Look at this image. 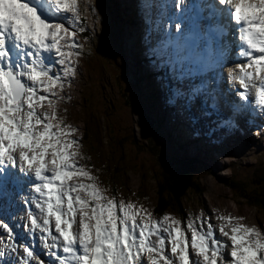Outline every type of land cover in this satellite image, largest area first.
Here are the masks:
<instances>
[{
	"label": "rangeland",
	"instance_id": "374dc122",
	"mask_svg": "<svg viewBox=\"0 0 264 264\" xmlns=\"http://www.w3.org/2000/svg\"><path fill=\"white\" fill-rule=\"evenodd\" d=\"M45 1L47 3V0ZM68 2L69 0H61L62 4ZM120 2L126 6L127 13L131 17L130 28L124 21H119L120 14H116L106 0H76V14L56 11L54 4L49 6L51 13L59 16L57 19L51 18L54 20L52 24H61L66 29L59 34L58 44L66 53V65L68 61L73 64L72 72L69 74L73 82L70 78L59 81L63 92H60V89L50 91L47 99L45 98L47 101L41 103L38 113L41 115V110L52 109L47 114L55 113L54 121L62 122L60 125L63 130L62 140L74 141L73 147L79 143V153L83 159L71 157L69 162H73V168L80 164V168L89 172L95 179L98 174V183L95 182L96 180L94 182L104 189L103 184L110 183L108 194L114 195L113 186L115 189L123 188L121 191L123 195L130 196L135 203L142 204L138 209L142 208L145 212L138 213V218L141 214H150L152 219L159 222L167 215L180 221L183 230L187 229L190 219L197 229L201 225L204 226L203 221H205L220 233L221 226H225V231L229 232V235L230 220L231 226L240 224L255 228L264 237V207L252 204L254 200L264 198V183L256 182L258 177L264 178L262 175L264 133L253 140L257 135L256 130L253 129L254 135L248 136L253 141L248 142L246 139L239 140L235 136H224L226 138L222 139L223 135L216 133L218 140L213 138L210 141L204 136L197 137L200 132L191 129L180 119V115L177 117L181 112L179 108L169 109L163 125L152 120L150 126L145 124L141 126V114L139 110H131L127 98L136 96V92L140 89L139 86L131 87L137 73L147 74L144 67H139L138 64L135 66V56L136 54L138 56L137 40L139 36L148 35H145L141 26L135 24L136 19L144 12V2L142 0H120ZM157 5L162 10V19L166 27L164 29L155 26L153 42L159 38L160 43H164L161 35H171L172 30L165 15L169 13L170 7L165 12L160 0ZM70 19L75 20L76 24H70L68 22ZM178 21L174 19L175 24ZM77 28L82 31H77ZM49 42L51 43L50 40ZM73 43L77 47H69ZM139 46L140 57H143L144 49L141 48V44ZM83 48L85 51L80 52ZM93 53L96 55L95 59ZM189 82L193 83L191 79ZM146 84L147 82L143 85L148 93L147 88H151ZM186 88L190 93L194 87L187 85ZM185 107L188 108L185 105L180 106L181 109ZM262 114L259 113L261 116L259 124L261 122L264 124V113ZM181 118H184V115H181ZM176 129L183 132L182 137L180 130ZM53 131L56 129L54 128ZM222 132L226 134L227 131L222 130ZM179 139L181 142L178 141ZM188 139L190 141H187ZM175 142L181 143L189 155L202 158L204 164L202 162L201 164L205 170L200 169L195 176L199 184L197 191L190 190L185 193L177 207L169 208L170 211H166L163 216L156 217V214L149 211L154 208L157 196L162 195L160 193L162 172L173 173L177 167L176 158L180 155L184 156ZM68 151L71 155L72 148ZM50 153L51 150L45 157L49 165L52 160ZM16 163L20 164L18 154ZM104 164H107L108 172L104 170ZM115 173L121 176V181L112 185L109 180L111 175L116 177ZM230 176V183L243 192L233 193L228 187L227 179ZM68 182L72 185L89 183L79 173ZM199 191L200 193H197ZM244 196L248 199H244ZM219 217L226 219H218ZM75 219L78 221V214ZM185 247L187 248V245Z\"/></svg>",
	"mask_w": 264,
	"mask_h": 264
},
{
	"label": "snow or ice",
	"instance_id": "6c2138e0",
	"mask_svg": "<svg viewBox=\"0 0 264 264\" xmlns=\"http://www.w3.org/2000/svg\"><path fill=\"white\" fill-rule=\"evenodd\" d=\"M42 10L50 14L49 6L55 5L56 11H68L76 14V0H69L62 4L61 0H40ZM221 5H232L234 18L247 25L242 30L241 39L247 47L239 54L243 57L252 55L249 49L264 53V37L258 41L249 38L248 28L257 27L249 23L258 18L264 19V2L262 0H219ZM4 5L10 8L15 6L24 14L26 28L13 27L0 20V165L15 166L18 159L21 171L31 172L36 181L31 189L36 195L31 197V204L35 205L42 214L43 223L40 224L34 213L28 212L31 229H39L46 234L53 243L46 245L56 248L55 253L49 252L50 257H55L57 264H189V256L185 252L186 243H190L197 257H203L204 264H224L228 247L213 239V229L198 230L191 219L186 230L181 227V222L164 216L162 221L152 219L150 214H141L145 210L132 211L131 203L118 206L112 201L114 207V220L108 222L107 218L97 226L91 220L89 213L95 207V201H81L73 195V185L68 181L77 173L89 181L82 183L85 192L93 191L98 194L103 203L105 198L94 183L95 178L83 168L73 169L69 155V144L74 141H63L60 125L54 124L55 113L44 114L41 117L36 112V107L45 100L44 96L37 97L39 85L41 91L48 92L57 86L60 77L51 75V69L46 66L41 53L55 52L59 58L56 62L64 66L65 74H70L72 69L65 63L66 53L58 44L59 34L66 29L61 24H46L40 19L33 8L18 0H0V10ZM76 24L75 20H69ZM176 34L169 40L177 52L182 50V38L179 35L181 24L176 23ZM77 31L82 29L77 28ZM71 35V33H69ZM14 40L16 46L11 51L23 49L18 53L17 64L22 65L14 70L9 55L7 43ZM50 40L51 43L46 41ZM69 47H77L75 43ZM31 51H28V50ZM31 57V64L28 63ZM7 64V68L4 65ZM257 65V73L264 66V56L252 60ZM244 69H241L243 72ZM31 81L32 86L23 83L21 78ZM241 88L245 87L244 77L240 80ZM242 99H247V94L241 93ZM261 111L264 112V89L256 92V101ZM26 106V107H25ZM42 126V127H41ZM56 131H53V129ZM67 135V133H65ZM51 150L52 160L46 161V154ZM0 171H3L0 169ZM51 172V176L46 175ZM14 174L0 179H11ZM79 190V187L77 188ZM31 206V205H30ZM118 208V211H117ZM79 216L78 221L75 217ZM218 219H226L219 217ZM54 220L55 232L51 233V221ZM91 220V223L89 222ZM171 221V222H169ZM75 224V227L73 225ZM231 234L221 226V234L231 241L230 255L232 264H264V237L255 228L244 227L240 224L231 226ZM137 230L139 235L137 236ZM163 233V235H162ZM186 233H190V240ZM154 237V239H153ZM28 257H34V252L28 248L23 249ZM211 255H207L208 252ZM82 253V254H80ZM170 253V254H169ZM193 264H198L194 261Z\"/></svg>",
	"mask_w": 264,
	"mask_h": 264
},
{
	"label": "clouds",
	"instance_id": "9594fccd",
	"mask_svg": "<svg viewBox=\"0 0 264 264\" xmlns=\"http://www.w3.org/2000/svg\"><path fill=\"white\" fill-rule=\"evenodd\" d=\"M229 6L232 7L231 4H229ZM0 20H3L4 22H6L7 24H10L13 27H19L22 30L26 28L24 14L20 10H18L15 6H12L10 8L8 5H4L3 9L0 10ZM235 23L237 25H240L242 22L235 20ZM249 23L253 25H257V27L248 28L249 38L253 37L254 34H259L260 37H264V19L258 18L255 21H250ZM246 27L247 25L242 23V27L238 29V32H239L238 39L242 43H243L241 39V36L243 34L242 30ZM240 53L241 51L239 52V54ZM233 79H236V77L233 76ZM241 100L243 99L241 98ZM69 147L72 148L73 158L79 157L81 160L83 159V156H81L79 153V146L73 147L72 144H69ZM78 187H79V190H77ZM106 191L107 190L104 188H99V192L102 193L105 198V201L102 203L99 200L98 194L96 192H93V191L85 192L83 190L82 183L73 185V192L78 198V201H77L78 204L81 201H95V207L89 213V215L91 216V220L96 221L97 226H99L100 223H102L105 220V218H107L108 222L110 223L113 222L114 220V207L112 205L113 199L109 198L107 195H104ZM121 204H123V202H121ZM91 220L89 221L90 223H91Z\"/></svg>",
	"mask_w": 264,
	"mask_h": 264
},
{
	"label": "trees",
	"instance_id": "16d2710c",
	"mask_svg": "<svg viewBox=\"0 0 264 264\" xmlns=\"http://www.w3.org/2000/svg\"><path fill=\"white\" fill-rule=\"evenodd\" d=\"M116 2L115 0H112V3ZM129 103L128 105L130 106V108H136V105L133 104V102H131L129 100V98H127ZM143 104L145 106H147L148 109V101L147 99L144 97L142 99ZM91 155V154H88ZM182 168L184 171L182 173H180L181 170H179L177 172V174L179 173L178 176H172L173 174H169L166 175L161 181H162V185L161 187H164L163 189H161L160 193L162 195H164L165 193V197L162 198V195H159L161 198L158 199V205L155 207V212L163 213L169 210V208H175L177 207V205L181 202V199L185 196V193H187L190 190H198L199 186L198 183L195 181V178L193 176V173L195 171V168L192 167V165L188 162L181 164ZM103 168L105 169L106 172H108V168L105 166H103ZM116 174V173H115ZM164 175V174H163ZM262 175L264 176V173H262ZM115 175H113L112 179H111V183L114 184V180L119 183V181H121V179L119 181H117L116 178H114ZM231 178V177H230ZM230 178L227 179V185L230 186L231 190L233 191V193H236V191H240L243 192V190H237L234 185L232 183H230ZM257 183H261L264 182V178L262 177H258L256 179ZM161 183V182H160ZM245 189V188H243ZM163 192V193H162ZM197 193H200L197 192ZM167 195V196H166ZM243 198H245L246 200L248 199L246 196H244ZM256 199V198H254ZM173 202V204H172ZM256 206H262L264 207V198L263 199H259V200H254V203Z\"/></svg>",
	"mask_w": 264,
	"mask_h": 264
},
{
	"label": "bare ground",
	"instance_id": "6f19581e",
	"mask_svg": "<svg viewBox=\"0 0 264 264\" xmlns=\"http://www.w3.org/2000/svg\"><path fill=\"white\" fill-rule=\"evenodd\" d=\"M193 8V7H192ZM167 10V8L166 7H164V11H166ZM49 12H50V14H47L50 18H52V19H57L59 16H57V15H53L52 13H51V10L49 9ZM156 13H158V11H154V13L153 14H156ZM55 14H58L59 15V13H55ZM150 14V13H149ZM190 17H189V15H188V18L186 19V18H184V22H185V24H189L188 22L190 21ZM197 20V19H196ZM197 39V38H196ZM232 39L233 38H231V43L233 42L232 41ZM198 46H199V44H198ZM221 47L223 48L224 47V45H221ZM226 47H229V46H226ZM206 48H208V47H206ZM119 49V48H118ZM229 49H231V48H229ZM232 50V49H231ZM224 65H227V64H224ZM223 65V66H224ZM43 102V101H42ZM231 106H232V108L233 109H223V108H219V106L217 105L216 106V108L218 109V111L220 112V113H227V111H225V110H228V111H240L241 110V107H239V108H237V102L235 101V100H233V103L231 104ZM237 119V118H236ZM253 130V129H252ZM194 153V152H193ZM18 165L19 164H17L16 166L18 167ZM228 171V170H227ZM28 176L29 175H26L25 176V187H26V189H28V187H29V181H30V179L28 178ZM236 179V178H235ZM14 238V237H13Z\"/></svg>",
	"mask_w": 264,
	"mask_h": 264
}]
</instances>
